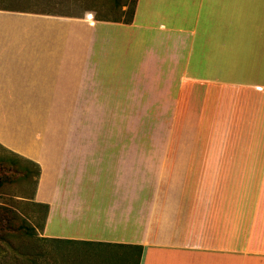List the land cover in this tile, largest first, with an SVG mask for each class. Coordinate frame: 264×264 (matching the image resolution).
Wrapping results in <instances>:
<instances>
[{
  "label": "crops",
  "instance_id": "crops-1",
  "mask_svg": "<svg viewBox=\"0 0 264 264\" xmlns=\"http://www.w3.org/2000/svg\"><path fill=\"white\" fill-rule=\"evenodd\" d=\"M0 146L39 166L45 236L76 222L49 238L264 264V0H136L129 22L0 10Z\"/></svg>",
  "mask_w": 264,
  "mask_h": 264
},
{
  "label": "rangeland",
  "instance_id": "rangeland-1",
  "mask_svg": "<svg viewBox=\"0 0 264 264\" xmlns=\"http://www.w3.org/2000/svg\"><path fill=\"white\" fill-rule=\"evenodd\" d=\"M134 2L135 0H0V10L56 13L72 18L91 15L92 20L125 22L130 19ZM122 116L120 115V119ZM107 135L110 136L109 130ZM118 136L126 137V131L119 130ZM0 181H3L0 187V211H9L8 225L7 222H0V264H138L136 259L124 257L122 248L118 246L72 243L47 237L61 234L63 228L70 232L76 227L73 220H53L47 225L45 236L47 209L33 201L38 181L36 168L31 162L14 157L1 146ZM45 192L47 195L49 190L45 188ZM26 229L32 230L31 234H26Z\"/></svg>",
  "mask_w": 264,
  "mask_h": 264
},
{
  "label": "trees",
  "instance_id": "trees-1",
  "mask_svg": "<svg viewBox=\"0 0 264 264\" xmlns=\"http://www.w3.org/2000/svg\"><path fill=\"white\" fill-rule=\"evenodd\" d=\"M135 3H136V0H135V2H134V6H135ZM134 6H133V9L131 10V16H130V19L128 20V21H126V22H129V21H131V19H132V17H133V12H134ZM91 17V15H88L87 16V18H90ZM98 20V19H97ZM107 21H109V20H107ZM111 21H113V22H118L117 20H111ZM8 152H10V151H8ZM14 157H16V158H18V157H20V156H18V155H16V154H14V153H12V152H10ZM20 158H22V157H20ZM22 159H24V158H22ZM24 160H26V159H24ZM26 161H28V160H26ZM28 162H30V161H28ZM34 166H35V168H36V175L37 176H39V166L37 165V164H35V163H33V162H31ZM3 185V181H0V187ZM8 210H6V209H3V210H1L0 211V222H7V225H8V223H9V218H8ZM31 232H32V230H28V229H26V234H31ZM122 252H123V256L124 257H126V256H128V257H132L133 259H136V261H137V263H138V260H139V254H137V253H135V252H132V251H126V250H121Z\"/></svg>",
  "mask_w": 264,
  "mask_h": 264
}]
</instances>
